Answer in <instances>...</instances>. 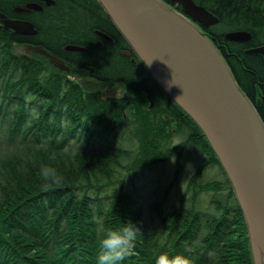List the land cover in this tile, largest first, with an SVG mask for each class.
<instances>
[{"label": "trees", "instance_id": "16d2710c", "mask_svg": "<svg viewBox=\"0 0 264 264\" xmlns=\"http://www.w3.org/2000/svg\"><path fill=\"white\" fill-rule=\"evenodd\" d=\"M193 1L217 17L207 37L225 63L232 69L233 55L246 58L254 66V86L264 83L259 54L242 53L229 41L231 56L223 57L219 49L224 30L248 31L252 46L264 42V0ZM11 43L0 38V264H98L104 232L128 222L140 233L135 253L118 264H155L164 253L182 254L192 264H252L245 223L216 156L138 58L116 80L84 83L70 78L65 64L15 52ZM41 70L48 72L45 79ZM234 79L249 95L240 77ZM247 97L264 125V95ZM171 124L186 136L161 151L158 137H170ZM142 125L147 137L133 150ZM150 128L158 133L167 128L165 138ZM125 129L132 131L125 135ZM184 143L199 150L202 163L167 212L164 196L144 197L149 184L126 189L124 173L165 160L173 150L179 157ZM45 167L55 170L58 182L44 178ZM205 168L212 169L208 178ZM143 200L152 217L148 223L142 218Z\"/></svg>", "mask_w": 264, "mask_h": 264}, {"label": "water", "instance_id": "95a60500", "mask_svg": "<svg viewBox=\"0 0 264 264\" xmlns=\"http://www.w3.org/2000/svg\"><path fill=\"white\" fill-rule=\"evenodd\" d=\"M96 1L149 77L201 130L241 211L252 264H264V125L218 50L199 29L215 24L217 17L193 0ZM21 25L6 24L15 32ZM224 37L243 42L250 33L235 30ZM34 50L61 67L53 55ZM245 51L264 58V44ZM210 69L212 80L206 76Z\"/></svg>", "mask_w": 264, "mask_h": 264}, {"label": "flooded vegetation", "instance_id": "af4514ba", "mask_svg": "<svg viewBox=\"0 0 264 264\" xmlns=\"http://www.w3.org/2000/svg\"><path fill=\"white\" fill-rule=\"evenodd\" d=\"M9 21L23 24L21 30L15 32L9 29L6 26ZM209 26L211 25H202L199 29L206 36H210L211 33L207 30ZM226 32L229 31H222L219 43V49L222 54L225 53L223 56L225 58L232 55L227 47V41L238 45L245 54H253L246 52V49L264 44L262 42L252 46L248 42L251 36L243 42L230 41L224 37ZM0 38H10L12 50L21 51L27 56L48 59L34 49L45 50L61 64L66 65L71 74L70 78L84 83L88 78L104 82L116 80L114 76L119 78L128 66H136L138 61L135 53L97 5L96 0H0ZM259 56V66L264 67V58ZM233 59L235 68L232 69H235L238 76L226 63L230 72L236 76V80L240 77V83L247 88L250 96L264 95V83H257L254 86L252 82L254 66L246 64V58L242 60L233 55ZM75 74L78 76H74ZM245 78L251 81L247 84ZM248 100L252 103L251 99ZM152 104L150 101L149 109ZM173 120V117L168 119L171 122ZM172 130L175 132L174 128ZM175 133L182 134V131ZM197 151L199 152L198 149Z\"/></svg>", "mask_w": 264, "mask_h": 264}, {"label": "rangeland", "instance_id": "374dc122", "mask_svg": "<svg viewBox=\"0 0 264 264\" xmlns=\"http://www.w3.org/2000/svg\"><path fill=\"white\" fill-rule=\"evenodd\" d=\"M46 74H48L47 70L46 71L41 70L39 72L40 78L42 77L45 79ZM147 110H149L148 107ZM127 115H129V112H127ZM133 116L135 117V115ZM126 118L127 120H129L128 117ZM129 125L130 127L132 126L131 124ZM170 126H171L170 130H172L174 128V125L171 124ZM141 127L142 128L140 130L138 129L140 131L138 134L140 137L139 141L138 138L137 140L135 137L133 138L134 142H132L131 145V149L133 150L137 149L138 145L140 144V141L142 139H146L147 137V133H148V131L146 130L147 127H145V125H142ZM157 128H150V131L154 130L157 136H159V134L164 135L163 132L167 131L166 128V130H164L163 132L158 133L159 130ZM128 130L130 131L131 129H125V135H127ZM143 130L145 131V133ZM156 135L154 136V138H156ZM185 136H186L185 132L179 134V133H175L172 130V135L170 137L167 136L168 138L166 137L167 139H165V141L162 140V138L158 137V142H160L161 151H164V148H166L169 145L174 146L178 142L183 141ZM175 153L176 151L173 150L170 156L165 160L150 163L148 165L135 169L133 172L124 173L123 178L125 179L124 186L126 187V189H130L131 186H135V188H137L140 185L149 184V191L148 193L145 192L144 197L147 198L148 196H150L148 200H153V199H160L162 196H164L165 200L163 202V206H164L163 211L167 212L170 209V206L176 202L177 196L183 191L187 179L189 178L191 173L202 163V156L200 152H198L197 148L191 145V143H184L182 145V147L180 148L179 157H177ZM188 163L192 165L191 170L186 169V164ZM205 171L206 174L204 176L205 178H208L211 174L212 169L205 168ZM165 189L166 192L164 191ZM202 197L203 196L201 195V198ZM203 202L204 201H202L201 203ZM141 208H142L141 209L142 218L145 221V223L152 221V217L151 218L149 217L150 215L147 211L148 208L145 205V200L142 201ZM153 221H154L153 222L154 225L158 223V220L155 217H153Z\"/></svg>", "mask_w": 264, "mask_h": 264}, {"label": "clouds", "instance_id": "9594fccd", "mask_svg": "<svg viewBox=\"0 0 264 264\" xmlns=\"http://www.w3.org/2000/svg\"><path fill=\"white\" fill-rule=\"evenodd\" d=\"M191 168L190 163L186 164L187 170H191ZM42 175L45 179H54L58 182V177L52 168L45 167L42 169ZM139 233V227L131 222L125 223L122 227L107 229L99 245L98 264H118V262L133 255L135 253V241ZM155 264H192V261L179 253L174 256L164 253L159 255Z\"/></svg>", "mask_w": 264, "mask_h": 264}, {"label": "bare ground", "instance_id": "6f19581e", "mask_svg": "<svg viewBox=\"0 0 264 264\" xmlns=\"http://www.w3.org/2000/svg\"><path fill=\"white\" fill-rule=\"evenodd\" d=\"M194 62H195V61H194ZM195 63H197V62H195ZM199 67H200V69H201V65H199ZM207 69H208V67H207ZM203 71H204V69H203ZM208 71H209V70H208ZM204 73L206 74V70H205ZM206 76H208V77H207L208 79L212 80V77L214 76L213 70L210 69V72H208V73L206 74ZM259 242H260V241H259ZM261 243L264 244V242H261Z\"/></svg>", "mask_w": 264, "mask_h": 264}]
</instances>
